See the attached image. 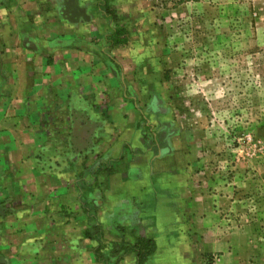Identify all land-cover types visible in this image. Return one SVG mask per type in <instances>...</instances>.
<instances>
[{"label":"crops","instance_id":"crops-1","mask_svg":"<svg viewBox=\"0 0 264 264\" xmlns=\"http://www.w3.org/2000/svg\"><path fill=\"white\" fill-rule=\"evenodd\" d=\"M129 1L0 0L6 264H202L229 249L191 146L138 85L145 57H126L113 15Z\"/></svg>","mask_w":264,"mask_h":264},{"label":"rangeland","instance_id":"rangeland-1","mask_svg":"<svg viewBox=\"0 0 264 264\" xmlns=\"http://www.w3.org/2000/svg\"><path fill=\"white\" fill-rule=\"evenodd\" d=\"M126 4L113 20L131 41L126 57H145L138 85L191 146L198 196L214 199L213 226L228 231L229 249L201 263L264 264V0Z\"/></svg>","mask_w":264,"mask_h":264},{"label":"trees","instance_id":"trees-1","mask_svg":"<svg viewBox=\"0 0 264 264\" xmlns=\"http://www.w3.org/2000/svg\"><path fill=\"white\" fill-rule=\"evenodd\" d=\"M118 34H119V29H117L116 32L114 33V38H115V36L117 37ZM125 41H123V42H125ZM118 43H121V41L118 40ZM138 255H139V253H138Z\"/></svg>","mask_w":264,"mask_h":264}]
</instances>
